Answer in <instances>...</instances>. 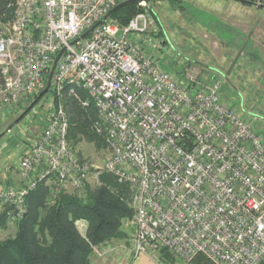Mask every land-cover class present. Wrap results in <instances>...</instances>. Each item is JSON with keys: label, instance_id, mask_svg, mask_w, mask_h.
Returning <instances> with one entry per match:
<instances>
[{"label": "built area", "instance_id": "obj_1", "mask_svg": "<svg viewBox=\"0 0 264 264\" xmlns=\"http://www.w3.org/2000/svg\"><path fill=\"white\" fill-rule=\"evenodd\" d=\"M120 1L16 0L12 19L0 25V114L34 102L65 48L46 93V122L18 157L21 182H0L6 219L24 217L38 182L49 181L53 202L88 177L90 166L68 141L70 96L95 108L91 129L108 149L98 173L130 191L134 254L166 249L188 263L202 255L210 264H264L260 109L226 102L221 83H201L191 67L184 80L160 67L138 40L153 25L144 0L127 25L108 17L71 44Z\"/></svg>", "mask_w": 264, "mask_h": 264}, {"label": "rangeland", "instance_id": "obj_2", "mask_svg": "<svg viewBox=\"0 0 264 264\" xmlns=\"http://www.w3.org/2000/svg\"><path fill=\"white\" fill-rule=\"evenodd\" d=\"M249 1L252 4L237 0H151L149 4L145 1L153 25L148 26L146 34L139 36L138 40L144 42L145 50L152 59L174 76L184 80L187 67H191L192 73L197 74L201 83L219 81L220 93L226 102L238 109L253 107L249 110L257 112L264 98V2ZM150 7L157 17L151 13ZM156 28L160 31L157 36L154 31ZM250 72L253 73L251 76ZM41 92L39 100L28 111H24L26 106L17 104L0 114V135L10 129L12 135L28 137L32 142L40 134L46 122V101L50 98L47 92ZM254 126L262 129L264 136V123L257 122ZM70 144L79 160L90 166L83 186L78 190L67 191L80 194L86 183H100L102 172L98 173V168L107 157L108 149L106 144L97 146L85 137ZM129 201L128 197L127 203ZM47 202H52L49 196ZM131 216L121 222L120 229L125 237L101 245L105 252L100 256L96 252L94 255L92 253V264L113 263L108 257L110 254L113 259L116 256L115 249H119L117 243H124L125 247L121 246L120 249L128 250L131 255ZM16 225L6 219L5 225L0 227V240L14 235ZM75 225L80 234L85 235L87 223L79 219ZM156 254L159 258V253ZM168 264L193 262L188 263L173 256V261L169 260Z\"/></svg>", "mask_w": 264, "mask_h": 264}, {"label": "trees", "instance_id": "obj_3", "mask_svg": "<svg viewBox=\"0 0 264 264\" xmlns=\"http://www.w3.org/2000/svg\"><path fill=\"white\" fill-rule=\"evenodd\" d=\"M237 1L252 4L249 0ZM15 2L0 0V25L12 19ZM141 10L143 7L136 1L118 8L109 18L125 26ZM150 11L156 16L151 7ZM160 35L163 36V33ZM79 94L83 99L86 97L83 92ZM38 95L24 111H28L39 100ZM66 105L69 111V141L76 143L85 137L97 146H105L103 137L91 129V122L96 116L92 102L83 107L76 98L68 96ZM99 180V184L86 183L80 194L61 192L51 203L47 202L49 181L38 182L27 196L28 210L17 223L15 234L0 240V264H92L94 247L124 238L121 222L132 214L127 203L128 187L107 172H102ZM6 209L2 203L0 227L5 225ZM79 219L87 223L85 235L80 234L75 225ZM159 259L162 264H168L169 260L173 261V256L166 249H161ZM191 262L210 264L202 255L196 256Z\"/></svg>", "mask_w": 264, "mask_h": 264}, {"label": "crops", "instance_id": "obj_4", "mask_svg": "<svg viewBox=\"0 0 264 264\" xmlns=\"http://www.w3.org/2000/svg\"><path fill=\"white\" fill-rule=\"evenodd\" d=\"M251 74L253 73L250 72V76ZM253 87H255V84L253 85ZM261 103L262 104L259 109L261 111V116L264 117V98ZM249 108H245L244 110L249 113ZM247 116L248 115H246V117ZM29 141L30 139L28 137L12 135L10 129H7L5 134L2 133L0 135V182L2 184H19L21 182L16 164L19 154L29 147ZM1 204L2 203L0 202V206ZM118 244L119 243H117L116 245L117 247H119V249H115L116 256L114 257V259L112 258L113 255L111 256V254L110 257H108L109 261L113 262L110 264H162V262L158 258V254L151 250L140 252L138 254H134L133 251H131L130 255L128 250L120 249L121 246L125 247L124 243H122L121 245Z\"/></svg>", "mask_w": 264, "mask_h": 264}, {"label": "water", "instance_id": "obj_5", "mask_svg": "<svg viewBox=\"0 0 264 264\" xmlns=\"http://www.w3.org/2000/svg\"><path fill=\"white\" fill-rule=\"evenodd\" d=\"M136 1H142V0H122L120 2H118L116 5H114L112 8H110V10L102 17V19L98 20L97 22H95L90 28H88L87 30H85L83 33H81L77 38H75L71 44H74L76 43L77 41H79L80 39H83L84 37H86L90 31L97 25H99L103 20H105L106 18H108L112 13H114L118 8L122 7L123 5L125 4H128V3H133V2H136ZM144 1H147V0H144ZM258 5H263V4H258ZM64 47H62L58 52L57 54L55 55L54 59H53V62H52V65L49 69V72H48V76H47V81H46V86L44 88V90L41 92L44 93V92H47L48 91V88L50 86V82H51V77H52V73H53V70L56 66V63L59 59V57L61 56V54L63 53L64 51ZM33 104V103H32Z\"/></svg>", "mask_w": 264, "mask_h": 264}]
</instances>
